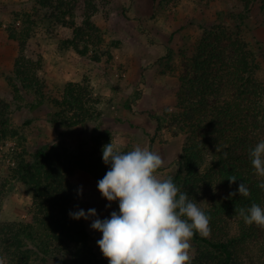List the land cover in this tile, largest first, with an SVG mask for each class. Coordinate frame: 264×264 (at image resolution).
Listing matches in <instances>:
<instances>
[{
	"label": "trees",
	"instance_id": "trees-1",
	"mask_svg": "<svg viewBox=\"0 0 264 264\" xmlns=\"http://www.w3.org/2000/svg\"><path fill=\"white\" fill-rule=\"evenodd\" d=\"M237 1L245 15L259 5L264 22V0ZM35 2L51 13L56 26L72 31L73 38L64 42L66 47L87 56L91 47L99 46L100 32L92 22L98 7L93 0ZM15 33L16 30L10 32L9 38L20 44L11 83L16 101H22L17 83L38 96L36 71L39 69L25 56L29 35ZM257 55L246 37L213 22L202 26V38L195 52L182 55L177 105L169 114V121L187 140L178 172L172 178L180 191L187 192L189 199L210 217L211 229L207 238L197 233L190 241L196 253L192 264H250L239 250L256 235L259 227L245 224L235 210L253 203L264 208V190L258 187L264 178L255 174L249 158V151L264 140V82L256 78ZM91 56L94 62L100 61L95 53ZM173 56L170 52L167 60ZM54 101L58 113L52 121L59 127L81 125L97 115L96 101L79 84H68L62 98ZM44 104V99L37 100L30 111ZM10 116V105L0 98V140L21 139ZM150 117L160 130L166 123L164 116L151 114ZM93 133L91 150L72 151L58 145L20 155L12 173L29 191L32 212L27 220L0 223L2 264H109L108 258H99L90 247L84 223L69 216L70 205L76 197L70 176L75 171H83L99 181L109 168L102 160V148L112 143V135L101 131L100 126ZM233 175L238 180L230 184L228 178ZM241 181L250 189L249 197L230 195L236 192ZM214 184L219 185L224 195L214 193L205 201L206 191ZM228 214L239 216L238 231L231 236L221 230L222 219ZM261 252L264 257V246Z\"/></svg>",
	"mask_w": 264,
	"mask_h": 264
},
{
	"label": "rangeland",
	"instance_id": "rangeland-1",
	"mask_svg": "<svg viewBox=\"0 0 264 264\" xmlns=\"http://www.w3.org/2000/svg\"><path fill=\"white\" fill-rule=\"evenodd\" d=\"M98 13L92 22L100 32L99 46L91 47L82 56L64 44L73 38L72 31L56 26L51 13L40 8L35 0H0V98L11 107V123L21 139L0 140V223L27 220L32 212L29 191L12 171L20 155L35 153L42 147L65 145L69 150H91L93 131H109L112 144L120 151L135 147L151 150L162 158L158 179L174 177L187 136L178 132L169 114L177 105L178 80L183 69L182 55H192L202 38V26L220 24L250 41L258 54L256 78L264 82V22L259 5L244 14L237 0H93ZM28 34L25 56L38 66V96L21 90L22 101H16L11 80L19 44L9 38L10 32ZM15 35V36H16ZM18 38V37H17ZM83 48V47H81ZM170 52L173 58L167 60ZM92 53L100 56L93 61ZM79 84L97 103V115L81 125L59 127L53 123L58 113L55 101L63 96L66 86ZM44 105L35 111L30 107L37 100ZM165 117L162 129L150 117ZM69 122V120H68ZM76 190L70 211L94 208L100 219L118 211V202L109 203L98 191L97 182L83 171L69 178ZM83 189L77 194L78 187ZM224 192L218 184L206 191L209 195ZM94 219V218H93ZM90 236V247L104 258L97 245L102 233L91 229V219H80ZM226 235L237 233L239 216L228 214L222 219ZM261 231V232H260ZM225 235V236H226ZM191 244V264L196 256ZM264 228L240 247V254L250 264H262ZM0 264H2L0 262Z\"/></svg>",
	"mask_w": 264,
	"mask_h": 264
},
{
	"label": "clouds",
	"instance_id": "clouds-1",
	"mask_svg": "<svg viewBox=\"0 0 264 264\" xmlns=\"http://www.w3.org/2000/svg\"><path fill=\"white\" fill-rule=\"evenodd\" d=\"M255 174L264 178V140L249 151ZM102 160L108 171L97 182L102 198L118 202V211L100 219L94 208L70 211L72 219H91V229L102 233L97 245L109 264H191L190 249L194 234L210 235V217L181 192L172 177L158 179L163 161L159 154L135 147L120 151L111 142L102 148ZM230 184L238 178H228ZM258 187L264 190V180ZM82 186L77 194L82 195ZM250 196V189L241 181L236 192ZM239 216L247 225L264 228V208L253 203L240 208ZM94 218V219H93Z\"/></svg>",
	"mask_w": 264,
	"mask_h": 264
}]
</instances>
